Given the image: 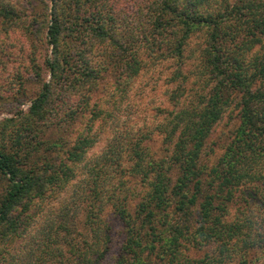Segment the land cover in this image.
Masks as SVG:
<instances>
[{"label":"trees","instance_id":"trees-1","mask_svg":"<svg viewBox=\"0 0 264 264\" xmlns=\"http://www.w3.org/2000/svg\"><path fill=\"white\" fill-rule=\"evenodd\" d=\"M49 1L41 19L52 48L45 59L51 75L20 118L31 120L34 138L55 124L75 121L84 110H90L89 121L69 142L68 158L50 165H39L29 155L40 140L26 145L23 156L25 139L18 138L17 145L0 143V174L8 181L0 196V228L19 235L31 218L29 206L75 178L74 165H85L87 150L97 144L90 118L104 110L105 133L122 87L133 86L137 76L165 59L173 67L172 109L154 128L163 136V153L151 155L145 147L154 130L137 137L123 132L127 148L116 141L122 135L109 138L102 163L89 174L104 170V186L112 180L115 187L104 196L91 194L95 205L88 202L83 221L88 232L80 231L81 241L74 240L68 225L63 227V216L55 228L59 238H48L43 252L60 242L59 264L258 260L256 253L264 254V0H234L215 15L201 10L203 0H134L137 7L129 6L126 15L117 4L123 0ZM19 12L15 3L0 0V19L6 24L1 33L19 23ZM200 32L203 42L188 52L192 36ZM103 78L104 109L92 100ZM225 117L228 124L237 118L238 124L221 156L207 162L208 139ZM11 121L6 118L0 126ZM59 142L45 139L42 144L49 149ZM126 175L137 179L133 191ZM135 187L143 193L131 207ZM109 201L121 221L118 232L95 210Z\"/></svg>","mask_w":264,"mask_h":264},{"label":"rangeland","instance_id":"rangeland-1","mask_svg":"<svg viewBox=\"0 0 264 264\" xmlns=\"http://www.w3.org/2000/svg\"><path fill=\"white\" fill-rule=\"evenodd\" d=\"M9 1L18 6L22 19L19 23L17 22L14 26H11L9 30H4L3 33L0 30V121H4L6 118L12 120L5 125L1 124L0 143L8 142L10 144L11 142L17 145L16 140L18 138L25 139L23 148H20L23 156V153L26 154V151H28L25 146L35 144L37 140L42 142L45 139L60 141L61 146L59 142L53 148L46 149L45 144L40 142L38 148L34 146L31 151L30 148L28 151L31 159H35V163L39 165L58 163L68 158L69 142L72 141L71 144H73L77 135L85 130L89 121L88 112L90 110L80 112L75 121L67 122V124L62 122L63 125L62 123H58V125L54 122L56 127L54 130H47L46 133H41L38 138L32 137L34 131L32 129L30 131L29 128L31 120L21 119L20 117H22V113L29 111L30 106L41 90L43 82L50 79L51 73L45 59L48 55H51L52 48L45 37V22L42 23L41 19L48 12L50 1L46 0L49 2L48 6L44 0ZM233 1L207 0L204 2L203 0L199 7L203 11L206 10L207 14L215 15L223 11ZM117 4L121 7V10H125L124 15L128 14L127 8L129 6L132 9L137 7L134 0L118 1ZM35 18L37 19L35 20ZM3 26L6 27V24L3 25L0 19V29ZM37 27H40V30H34ZM192 37L188 52L191 48H196L197 45L203 42L202 32ZM172 69V65L167 63L165 59L156 61L150 66L149 71L135 78L133 86V82L131 86L129 84L123 86L117 105L110 107L111 116L107 118L110 127L105 133L104 110L99 112V115L90 118L92 121L89 125L93 127L91 133L97 137V144L87 150L88 152L83 158L86 159L85 165H82V163L75 164L74 179L63 188L58 185L52 187L47 196L36 200L29 206L28 214L31 215V218L28 224L20 228L19 235L10 234L4 227L0 228V264H59L58 259L60 256L57 245L59 246L60 242L53 243L49 253L43 252V249L48 248L46 245L48 238L53 236L59 238L57 237L58 230H55V228L59 227L57 224L60 223V217L63 216V227L68 225L71 230H74L73 232L76 234L74 240L77 242L82 240L80 231L83 232L82 235L88 232L83 226L86 213L90 211L91 205H88V202L94 204L92 201L95 195H99L100 192V195L104 196V193L115 187L112 185V180L105 181L106 187L104 186V170H101L97 175L89 174L90 171H93L95 163L97 166L102 163L104 147L109 138L114 135H122L123 137H118L116 141L121 140L120 142L127 148V139H124L126 135L123 132L128 131L127 134L134 133L137 137L141 133L151 135L150 132L154 130L153 135L145 142L147 143L145 147L151 155H161L163 153V136L154 128L164 119L166 110L172 109L168 95L172 89L170 78ZM198 80L200 83L199 78ZM199 83L194 85V88ZM100 85L99 91L93 92L92 100L98 102L104 109V105H101V103L104 104V97L107 95L104 90V78L101 80ZM234 112L237 113V111ZM227 120L230 121L229 118L225 117L224 121L213 130L208 139L207 162L214 163L221 156L235 125L238 124L237 118L233 120V124H228ZM119 122L121 123L119 124ZM94 123L95 126H93ZM11 133L15 137L13 141L8 139ZM123 151L127 152L126 149ZM122 161V166L129 168L130 163L126 162V159H122ZM85 173H88L86 177ZM125 179L129 181L133 191L136 177L126 175ZM7 183V177L0 174V196L4 193ZM93 192L95 195L91 197ZM135 193V197L129 194L128 203L131 207H135L143 192L138 191V188H136ZM253 208L259 210L260 206L254 205ZM95 210L100 218L104 219L105 217L115 232L122 228L121 221L116 216L113 201L103 204L102 207L96 204ZM262 215H264L263 212ZM256 254L258 260H255L254 257L255 261L253 260L252 264H264V254L261 251Z\"/></svg>","mask_w":264,"mask_h":264}]
</instances>
